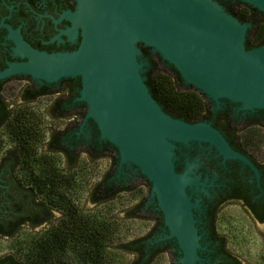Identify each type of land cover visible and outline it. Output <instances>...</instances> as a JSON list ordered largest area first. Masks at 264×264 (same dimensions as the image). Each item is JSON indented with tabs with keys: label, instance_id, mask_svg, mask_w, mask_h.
I'll use <instances>...</instances> for the list:
<instances>
[{
	"label": "water",
	"instance_id": "1",
	"mask_svg": "<svg viewBox=\"0 0 264 264\" xmlns=\"http://www.w3.org/2000/svg\"><path fill=\"white\" fill-rule=\"evenodd\" d=\"M240 1L264 14V0ZM69 16L71 29L81 28L73 51H38L7 26L28 59L11 62L0 78L23 73L53 83L79 77L76 100L86 103L85 119L92 118L100 138L117 150L116 170L138 171L149 182L147 201L155 202L167 230L150 243L173 238L176 264H202L206 245L194 213L201 202L192 194L210 183L196 173L193 160L176 170L177 144L207 142L224 158L252 164L209 122L164 111L145 82L151 63L140 43L156 61L153 74L169 73L165 60L186 84L177 88L193 85L213 101L225 97L251 111L264 110V44L247 48L251 23L239 21L216 0H77Z\"/></svg>",
	"mask_w": 264,
	"mask_h": 264
},
{
	"label": "flooded vegetation",
	"instance_id": "2",
	"mask_svg": "<svg viewBox=\"0 0 264 264\" xmlns=\"http://www.w3.org/2000/svg\"><path fill=\"white\" fill-rule=\"evenodd\" d=\"M216 1L239 21L251 23L246 35L247 40L250 30L255 26L253 18L262 17L259 14L261 11L255 8L259 13L254 14L250 11L249 14L240 16L238 13L240 7H254L240 0ZM76 5L77 0H0V71L8 67L11 62L28 59L21 54L15 41L9 37V28L15 30L22 41L38 51L53 53L75 50L81 40V28L71 29L73 22L69 14L76 9ZM140 46L141 49L146 47L141 43ZM146 48L150 52V58L153 59L150 48ZM143 54L151 63V59L144 52ZM162 63L169 66L165 60H162ZM14 79L22 83L19 85L18 99L10 102L3 96V90L6 83ZM181 81L182 85H186L182 79ZM190 86L199 91L193 85ZM79 88V77L61 78L53 83L40 81L23 73L0 78V121H2L0 123V244L5 241L14 243L19 240L17 238L22 236L25 229L36 234L46 227L55 226L63 216V209L52 198L53 159L59 160L57 163L67 171V175L74 174L72 186L75 185L77 177L75 173L70 172V168L78 163L81 153L89 160L109 157L110 162H113V158L108 154L111 151L117 160L115 147L107 145V148H103L107 141L100 138L94 120L90 117L85 119L87 105L84 101L76 100ZM44 97H48L46 104L37 108L38 101ZM204 98L207 109L194 121L209 122L223 134L229 146L245 156L253 166L240 159L224 158L207 142H191L188 146L177 144L176 170L181 171L186 161L193 160L197 164L196 173H199L201 178L207 177V184L210 183L192 196L200 198L201 202V208L194 213L198 231L202 236L201 240L206 245V249L200 252L207 259L202 264H219L223 260L217 239L222 235L217 228V216L220 210L227 205L238 203L254 223L264 222V159L254 155L241 136L246 129L264 126V110L242 109L238 102L225 97L219 98L217 102L205 95ZM13 114H16L13 117L15 124H9L8 121ZM45 118L66 121L62 125L50 123V126L44 127L42 122ZM38 127L46 130V135L40 136V138L44 137L41 141L38 140ZM102 152L105 153L104 156H101ZM43 153H46V176H48L46 200L42 199V193L37 192L39 173L43 170L38 160H43ZM113 165L116 167V161ZM130 172L133 176L138 175L137 177L145 179L138 171L133 173L130 170ZM130 177L121 178L117 182L118 179L111 175L105 182L106 187L113 186L116 189L128 186ZM65 187L62 191L69 198L67 190L70 187ZM93 195L94 188L91 193L92 198ZM155 207L154 201L153 203L147 201L142 202L137 210V212L146 210L153 215L152 224L147 230V232L151 230V235L147 238L149 243L167 232L162 215ZM55 212H58L59 216H56ZM157 217H159L158 221ZM164 242L170 243L165 251L172 255L175 262L179 254L175 241L170 238L159 243ZM223 248L231 256L238 258L228 247L227 240ZM0 264L22 263L14 250L2 249Z\"/></svg>",
	"mask_w": 264,
	"mask_h": 264
},
{
	"label": "trees",
	"instance_id": "3",
	"mask_svg": "<svg viewBox=\"0 0 264 264\" xmlns=\"http://www.w3.org/2000/svg\"><path fill=\"white\" fill-rule=\"evenodd\" d=\"M247 5L246 3H243ZM240 16L249 14L253 11L254 14L259 13L255 8L240 7L238 9ZM261 16L254 17L253 22L255 26L252 27L250 33L245 42V46L252 47L264 43V14L259 13ZM143 52L149 58L150 52L146 47H142ZM151 59V58H150ZM156 61L151 59V68L147 71L146 84L152 96L162 106L164 111L172 115L173 117L181 118L187 121H194L202 116L203 111L207 109V102L204 101L203 93H200L196 89L181 90L178 87L182 84L181 77L177 70L169 64L167 72H157L153 74ZM8 121L10 124H15L13 117ZM1 117V114H0ZM7 118V117H6ZM2 121H0L1 123ZM30 123V122H29ZM39 124V122H37ZM38 140L41 141L44 134V130L38 127ZM43 135L41 138L40 136ZM110 145L109 142L104 143L103 148H107ZM55 150L57 145H54ZM109 150V149H107ZM105 153L102 152L101 156ZM111 154V151L108 152ZM113 162L116 161V157L111 154ZM40 159V157H39ZM42 165V173H39L38 177V191L42 193V199L47 198L48 176H46V153H43V160H38ZM59 160L53 159V173H52V198L55 203H59L63 209V216L59 218L58 223L50 228H45L42 231L33 234L27 233L26 237H20L14 243L18 244L19 251L23 252L24 256H20L22 264H118L117 258L114 256L113 251H109L107 248H113L119 251L127 252L134 255L133 259L128 264H150L154 258L161 252L167 250L170 246L169 242L153 243L150 244L147 238L151 235V230L146 231L144 234L129 239L127 241H121L116 244L109 245L111 242V234L113 232L112 222L101 219L98 215L93 214L91 211H86V214L80 212V208L72 202L71 198H67L65 192L62 190L69 186L73 187L74 174L67 175V171L59 165ZM111 172H106L100 177V180L94 185L93 202L99 204L111 199L116 193L121 191H127L132 189L131 186H125L123 188H116L113 186L106 187L105 182L111 176ZM143 176V175H142ZM149 186V182H146ZM141 203L137 202L134 207L128 210L126 216H135L137 214L138 206ZM83 214V215H82ZM158 218L156 220L158 221ZM262 219V216H260ZM158 222H156L157 224ZM156 224L154 225L156 227ZM217 239L219 240L218 247L223 257V260L219 264H239L240 260L234 256H231L226 249L223 248L226 242L227 235L221 233ZM108 242V243H107ZM13 243V245H14ZM108 244V245H107ZM26 247L23 249V246ZM26 249V250H25ZM16 255H20L19 252H15ZM113 255V257H112ZM121 256V255H120ZM116 262L114 261V259Z\"/></svg>",
	"mask_w": 264,
	"mask_h": 264
},
{
	"label": "rangeland",
	"instance_id": "4",
	"mask_svg": "<svg viewBox=\"0 0 264 264\" xmlns=\"http://www.w3.org/2000/svg\"><path fill=\"white\" fill-rule=\"evenodd\" d=\"M20 83L6 85L3 90V96L10 102H15L20 93ZM48 97H44L38 101L37 108L43 107L46 104ZM66 120L56 119L50 120L45 118L42 122L44 127L54 125H62ZM249 130V131H248ZM252 132V133H251ZM46 135V130H44ZM248 149L260 159H264V126L253 127L243 131L242 135ZM246 138V139H245ZM252 139L251 141L248 139ZM255 140V141H254ZM258 142V143H257ZM112 155H114L111 152ZM111 154H109L111 156ZM78 163L70 168V172L75 173L77 179L75 185L67 190V195L72 199V202L80 208V212L86 214V211H91L98 215L99 218L106 219L112 222L113 232L111 234V242L109 245H114L121 241H127L134 237L144 234L152 224V214L145 211H138L135 216H126L129 209L139 202H147L149 187L145 179L132 175L129 168H122L119 172L116 167H113V162H110L109 157H101L95 159H86L85 154H80ZM111 172L113 177L118 181L121 178L130 177L128 185L132 189L116 193L111 199L94 204L91 193L94 185L100 180V177L106 172ZM82 214V215H83ZM59 216L58 212H55ZM217 228L221 233L227 235L228 247L238 256L239 264H264V222L254 223L247 212L240 207L238 203L225 206L219 211L217 216ZM29 233L24 230L22 237H26ZM20 239V236L17 238ZM15 242V241H14ZM108 243V242H107ZM108 245V244H107ZM13 245V241H5L0 244V250L8 249L19 252L20 256H24L23 252ZM20 247V246H19ZM26 245L23 246V249ZM112 254L115 253L118 264H128L134 257L132 253L116 252L113 248H107ZM26 250V249H25ZM18 255V254H17ZM121 255V256H120ZM113 257V255H112ZM113 258V259H114ZM116 262V260L114 259ZM175 264L172 255L167 252H161L157 255L150 264Z\"/></svg>",
	"mask_w": 264,
	"mask_h": 264
}]
</instances>
